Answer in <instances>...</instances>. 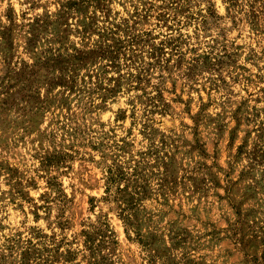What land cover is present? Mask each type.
<instances>
[{
  "label": "rangeland",
  "instance_id": "obj_1",
  "mask_svg": "<svg viewBox=\"0 0 264 264\" xmlns=\"http://www.w3.org/2000/svg\"><path fill=\"white\" fill-rule=\"evenodd\" d=\"M0 264H264V0H0Z\"/></svg>",
  "mask_w": 264,
  "mask_h": 264
}]
</instances>
